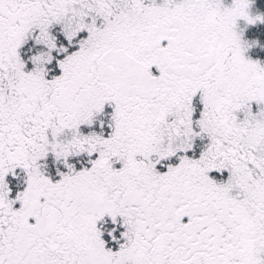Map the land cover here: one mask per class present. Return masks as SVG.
Masks as SVG:
<instances>
[{
	"label": "snow or ice",
	"instance_id": "1",
	"mask_svg": "<svg viewBox=\"0 0 264 264\" xmlns=\"http://www.w3.org/2000/svg\"><path fill=\"white\" fill-rule=\"evenodd\" d=\"M257 4L0 0V264H264Z\"/></svg>",
	"mask_w": 264,
	"mask_h": 264
},
{
	"label": "trees",
	"instance_id": "2",
	"mask_svg": "<svg viewBox=\"0 0 264 264\" xmlns=\"http://www.w3.org/2000/svg\"><path fill=\"white\" fill-rule=\"evenodd\" d=\"M256 8L259 7V4L255 5ZM259 10L261 12H264V7H259ZM246 38L251 39V38H260L261 43H264V24H257L252 27L251 31H247ZM252 53L256 52V48L251 49Z\"/></svg>",
	"mask_w": 264,
	"mask_h": 264
},
{
	"label": "rangeland",
	"instance_id": "3",
	"mask_svg": "<svg viewBox=\"0 0 264 264\" xmlns=\"http://www.w3.org/2000/svg\"><path fill=\"white\" fill-rule=\"evenodd\" d=\"M231 2V0H224V3L225 4H228V3H230ZM254 11L256 10V6H254V9H253ZM259 25V24H258ZM241 27H243V24H242V22H241V25H240ZM252 27L253 26H249L248 28H246L245 29V33H244V35H245V38H246V35L248 34L247 33V31H251V29H252ZM247 55L248 56H250L251 58H253V59H260V60H262V61H264V50H261L260 48H256V52L255 53H252V51H249L248 53H247Z\"/></svg>",
	"mask_w": 264,
	"mask_h": 264
}]
</instances>
